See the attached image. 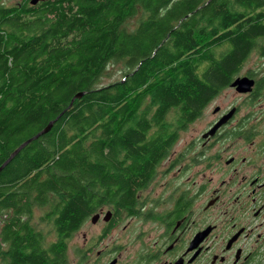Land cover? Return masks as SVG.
Returning <instances> with one entry per match:
<instances>
[{
  "label": "trees",
  "instance_id": "trees-1",
  "mask_svg": "<svg viewBox=\"0 0 264 264\" xmlns=\"http://www.w3.org/2000/svg\"><path fill=\"white\" fill-rule=\"evenodd\" d=\"M37 1L0 0V166L58 119L0 171V264H60L94 209L130 205L120 174L152 173L232 64L264 55V0Z\"/></svg>",
  "mask_w": 264,
  "mask_h": 264
},
{
  "label": "flooded vegetation",
  "instance_id": "flooded-vegetation-1",
  "mask_svg": "<svg viewBox=\"0 0 264 264\" xmlns=\"http://www.w3.org/2000/svg\"><path fill=\"white\" fill-rule=\"evenodd\" d=\"M35 2H19L18 11ZM246 62L233 63L222 91L175 130L166 171L157 173L160 162L143 177L120 174L132 179L130 205L118 207L117 198L94 209L60 264H264V61ZM237 79L249 84L232 86ZM86 223L99 229L89 234Z\"/></svg>",
  "mask_w": 264,
  "mask_h": 264
},
{
  "label": "rangeland",
  "instance_id": "rangeland-1",
  "mask_svg": "<svg viewBox=\"0 0 264 264\" xmlns=\"http://www.w3.org/2000/svg\"><path fill=\"white\" fill-rule=\"evenodd\" d=\"M5 4V7H20L19 2H22L23 0H2ZM264 60L260 57V54L258 52H253L251 53V55L249 56V58L247 59V62L245 64V67H255L257 65V63L259 62H263ZM121 65L117 64L114 67L110 68V70H108L102 77V80L100 81V87L120 80L122 77V74H120V72L118 71L119 69H121ZM210 112V107H208L206 114H209ZM204 121L199 122L197 124L192 125L187 132L183 133L181 135V138L184 139V141L189 140L190 136L196 135L198 131H201V129L204 126ZM194 131H196V134L194 133ZM167 162L166 160H164L163 162H161V164L159 165L158 169H157V173L161 174L164 171H166L165 168H167ZM41 209H34L33 213H32V223H35V219H37V217L40 215ZM99 228H95L92 227L89 223H86L84 226V230L85 232H88L89 234L91 233H95ZM79 237H76L75 240H78ZM53 238H49V240H46L47 242H52L54 240H52ZM67 252L70 253L71 252V243L69 242L67 244Z\"/></svg>",
  "mask_w": 264,
  "mask_h": 264
},
{
  "label": "water",
  "instance_id": "water-1",
  "mask_svg": "<svg viewBox=\"0 0 264 264\" xmlns=\"http://www.w3.org/2000/svg\"><path fill=\"white\" fill-rule=\"evenodd\" d=\"M249 82L246 79H237L232 86L240 88L243 86L248 85ZM83 96V94H78L76 96H74V98L72 99L71 102H73L75 99H79ZM72 104V103H71ZM58 118H56L54 121H51L42 131H40L38 134H36L34 137L30 138L29 140H27L26 142H24L23 144H21L16 150H14V152L11 153V155L9 156V158L2 164V166H0V171L25 147L27 146L30 142L36 140L39 136L47 133L51 127L53 126V124L55 123V121Z\"/></svg>",
  "mask_w": 264,
  "mask_h": 264
}]
</instances>
